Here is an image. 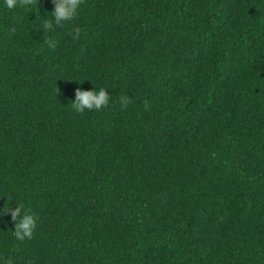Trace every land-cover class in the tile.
Returning a JSON list of instances; mask_svg holds the SVG:
<instances>
[{"label":"trees","instance_id":"1","mask_svg":"<svg viewBox=\"0 0 264 264\" xmlns=\"http://www.w3.org/2000/svg\"><path fill=\"white\" fill-rule=\"evenodd\" d=\"M52 10L0 7V209L37 217L18 241L0 216V257L264 264V0H83L45 32Z\"/></svg>","mask_w":264,"mask_h":264},{"label":"clouds","instance_id":"2","mask_svg":"<svg viewBox=\"0 0 264 264\" xmlns=\"http://www.w3.org/2000/svg\"><path fill=\"white\" fill-rule=\"evenodd\" d=\"M32 0H0V7L8 10H15L17 7L29 5ZM83 0H52L53 10L46 13V18H42V29L45 32L57 31L66 22H71L78 16ZM83 29L79 24H74L66 31L71 41H78L82 38ZM49 47H56V41L48 39L46 41ZM111 95L103 86L94 87L91 90L77 88L74 92V99L71 100V107L77 113H83L91 110H101L106 108L111 101ZM131 102V97L122 95L119 100L121 108L126 107ZM6 204L0 209V216L10 214L14 222V230L11 235L15 240L23 241L31 238L36 228L37 217L23 201L15 200L13 195H6ZM0 264H14V259L0 257Z\"/></svg>","mask_w":264,"mask_h":264}]
</instances>
